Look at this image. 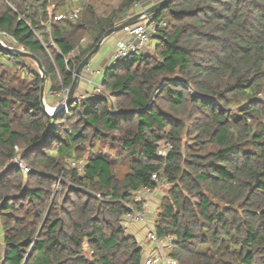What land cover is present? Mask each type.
Listing matches in <instances>:
<instances>
[{
    "label": "trees",
    "instance_id": "16d2710c",
    "mask_svg": "<svg viewBox=\"0 0 264 264\" xmlns=\"http://www.w3.org/2000/svg\"><path fill=\"white\" fill-rule=\"evenodd\" d=\"M148 2L57 21L71 0H0V32L40 61L48 98ZM154 18V54L108 66L106 93L69 115H47L35 62L0 47L1 264H143L120 222L154 174L178 264H264V0H173Z\"/></svg>",
    "mask_w": 264,
    "mask_h": 264
},
{
    "label": "built area",
    "instance_id": "2783aa9c",
    "mask_svg": "<svg viewBox=\"0 0 264 264\" xmlns=\"http://www.w3.org/2000/svg\"><path fill=\"white\" fill-rule=\"evenodd\" d=\"M152 2L153 4H155V2L157 1L151 0V3ZM143 6L144 4L141 3L136 4L134 12L138 11V13H141L149 8H145ZM79 14L80 9H75L69 14L58 15L57 17H55V20H75L78 19ZM162 26H164V21L157 22L154 16H150L144 18V20L138 24L124 28L122 32H124L129 38L117 43L109 66H115L133 55L141 54L142 51L150 45L151 41L154 39V36L157 35L158 28ZM4 38L8 39V35L6 33L0 32L1 41ZM88 85L90 87V90L82 94H76L71 107H75L80 103L86 102L88 99L96 98L99 95L106 93L102 80L93 81L89 79ZM69 90L70 88L63 89L59 94H56V96H58V98L61 97V99L65 101L68 96ZM66 113L67 115H69V108L66 110ZM171 149L172 147L170 145L161 146L159 149V153L165 156ZM13 163L18 168H20L23 174H28L31 172V168L26 163L21 161L19 157L15 158L13 160ZM82 163L83 161H80L77 167L81 168ZM152 178L155 181H160V185L158 186V188L156 190H150L148 188L139 190L136 193V200H144L141 209L137 210L134 209L132 205H129V211L124 215L120 224L127 233L129 232V228L132 225H143L147 228L146 241L149 243L150 248L146 250V255H142L143 264H178V262L170 256L174 238L168 235L159 237L154 229L156 215H153V218H151L150 216L152 203H150V198L158 194L159 191H163V189L167 186V181L160 180L157 174H154ZM98 197L100 196L98 195ZM158 209L159 208L157 206L155 209L156 214L158 212Z\"/></svg>",
    "mask_w": 264,
    "mask_h": 264
},
{
    "label": "water",
    "instance_id": "95a60500",
    "mask_svg": "<svg viewBox=\"0 0 264 264\" xmlns=\"http://www.w3.org/2000/svg\"><path fill=\"white\" fill-rule=\"evenodd\" d=\"M172 1L173 0H161L157 3H155L154 5H152L151 7H149L148 9H146L145 11L136 14L134 17H129V18L124 19L123 21L119 22L116 26H114L112 29L107 31L104 34V36L102 37V39L100 40V42L96 45V47L80 63V65L78 66V68L76 69V71L74 73V80H73V83L70 87V90H69V93H68L66 100L64 101V103L62 105L58 106L53 112H49L47 110V107H46L45 90H46L48 75L45 72L44 68L42 67L40 61L34 55H32V54H30V53H28L22 49H16V48L6 46L1 41V39H0V47L7 53L27 57V58H29L35 62L36 66L38 67V69L40 71L41 78H42L41 92H40V100L42 103V107H43V109L47 115H49L51 117H55L61 113L66 112V110L71 107L72 102L75 99L76 94L78 92L80 82L82 80L83 73H84L85 69L89 66V63L92 60V58L99 52L101 46L103 45V43L108 38H110L111 36H113L119 32H122L124 30V28H126L128 26H132V25H135V24L142 22L144 20V18H146V17L155 16L157 13H159L164 7H166Z\"/></svg>",
    "mask_w": 264,
    "mask_h": 264
},
{
    "label": "rangeland",
    "instance_id": "374dc122",
    "mask_svg": "<svg viewBox=\"0 0 264 264\" xmlns=\"http://www.w3.org/2000/svg\"><path fill=\"white\" fill-rule=\"evenodd\" d=\"M154 2V1H153ZM153 2L151 4H153ZM157 3V2H155ZM90 5V6H93L95 8V11L97 13L98 16L100 17H107L109 15H111L120 5V0H71V9L75 10V9H80L84 6V5ZM124 19H126L125 17H123V19L121 21H123ZM119 21V22H121ZM118 22V23H119ZM117 23V24H118ZM114 39V38H113ZM2 41L4 42V44L6 46H9V47H12V48H16V49H22L24 50L23 48H19L16 43L11 40V39H2ZM82 45H86L87 44V40L86 38L82 40ZM113 44V41H111L110 45H106L107 50L111 48V45ZM155 40L153 39L150 43L149 46H151V50H150V53L149 54H146V55H153L154 54V47H155ZM109 53V52H108ZM144 54V53H143ZM107 55V54H105ZM45 97H46V93H45ZM54 97V96H53ZM55 99V98H54ZM53 98L52 99H47L46 97V107H47V110L49 112H53L58 106H60L64 101L63 99H61V97H56V99L54 100ZM58 99V100H57ZM5 171V170H4ZM0 172V176L3 174V172ZM164 195V192L163 191H159L158 194H156V196H154V200L156 199L157 201L153 202L150 200V203H151V218H153V215L155 216L156 213H155V209L156 207L158 206V203L157 202H160V200L162 199ZM146 227H140L138 225H133V232L136 234V235H133L136 240L139 242L140 246L142 247L143 249V254L146 255V250H148L149 248L146 249V245L145 244H141V242H143V240L146 241ZM138 230V231H137ZM145 230V231H144ZM130 234V233H128ZM145 238V239H144ZM146 243H148L146 241ZM149 244V243H148ZM3 252H4V249L0 246V264L2 262V258H3Z\"/></svg>",
    "mask_w": 264,
    "mask_h": 264
},
{
    "label": "crops",
    "instance_id": "0c3cea01",
    "mask_svg": "<svg viewBox=\"0 0 264 264\" xmlns=\"http://www.w3.org/2000/svg\"><path fill=\"white\" fill-rule=\"evenodd\" d=\"M150 6H152V4H151V2H148V3L144 4L143 7L146 8V7H150ZM136 14H138V11H135L134 13H130V14L126 15L125 18L134 17ZM128 38L129 37L124 32H119V33L111 36L110 38H108L103 43L99 52L92 58V60L89 63V66L85 69L77 94H82V93L88 92L90 90V87L88 85L89 79L93 80V81H101L102 80L103 72L110 65V61H111V58L113 56L114 50L117 46V43L120 41H123V40H127ZM111 41H113V44L111 45V48L107 50L108 47H106V45L107 46L110 45ZM150 50H151V46H148L142 51L141 54H143V53L145 54L146 52H147L146 54H149ZM105 54H107V55H105ZM56 97H58V96L49 94L47 99L48 100L52 99V98L56 99ZM45 100H46V97H45ZM154 196H156V195H154ZM154 196L152 198H150V200L153 202L157 201L156 199L154 200ZM157 203L159 205V202H157ZM138 226H140L141 228L142 227L144 228L143 225H138ZM133 231L134 230H133V225H132V226H130L128 233H130V235H136ZM141 244H145L146 249L150 248V245L148 243H146L145 240H143V242H141Z\"/></svg>",
    "mask_w": 264,
    "mask_h": 264
}]
</instances>
